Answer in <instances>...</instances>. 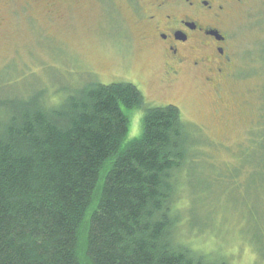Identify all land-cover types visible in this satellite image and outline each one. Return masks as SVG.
Listing matches in <instances>:
<instances>
[{
	"label": "trees",
	"instance_id": "1",
	"mask_svg": "<svg viewBox=\"0 0 264 264\" xmlns=\"http://www.w3.org/2000/svg\"><path fill=\"white\" fill-rule=\"evenodd\" d=\"M48 100L10 102L0 123V264L227 263L177 241L175 174L199 145L177 107L129 82ZM135 111L142 131L128 140Z\"/></svg>",
	"mask_w": 264,
	"mask_h": 264
},
{
	"label": "rangeland",
	"instance_id": "2",
	"mask_svg": "<svg viewBox=\"0 0 264 264\" xmlns=\"http://www.w3.org/2000/svg\"><path fill=\"white\" fill-rule=\"evenodd\" d=\"M121 2L34 10L0 3V123L10 102L38 95L56 105L93 82H129L147 104L177 107L199 142L198 161L175 174L177 241L226 264H264V143H253L264 127V0H245L227 22L234 74L224 104L190 73L163 87L158 55ZM142 116L131 114L128 140L141 135Z\"/></svg>",
	"mask_w": 264,
	"mask_h": 264
},
{
	"label": "flooded vegetation",
	"instance_id": "3",
	"mask_svg": "<svg viewBox=\"0 0 264 264\" xmlns=\"http://www.w3.org/2000/svg\"><path fill=\"white\" fill-rule=\"evenodd\" d=\"M80 1L0 0V3L34 10L52 5L72 9ZM98 2L106 6L113 5L114 0ZM245 3V0H122L121 7L128 11L141 41L157 53L163 87L190 73L211 89L217 104H224L225 87L234 74L226 25ZM46 14L51 16L52 12L48 10Z\"/></svg>",
	"mask_w": 264,
	"mask_h": 264
}]
</instances>
